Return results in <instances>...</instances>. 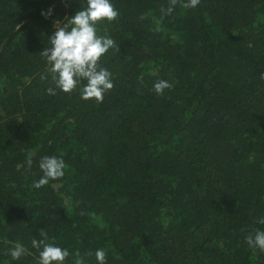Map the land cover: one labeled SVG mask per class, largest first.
Wrapping results in <instances>:
<instances>
[{"label": "trees", "instance_id": "1", "mask_svg": "<svg viewBox=\"0 0 264 264\" xmlns=\"http://www.w3.org/2000/svg\"><path fill=\"white\" fill-rule=\"evenodd\" d=\"M79 3L0 0V264H35L33 238L67 264H96L97 248L106 264H264L244 241L264 230V0L167 15L169 0H113L99 103L41 80L47 35ZM42 156L64 176L34 189ZM12 242L32 255L11 261Z\"/></svg>", "mask_w": 264, "mask_h": 264}, {"label": "clouds", "instance_id": "2", "mask_svg": "<svg viewBox=\"0 0 264 264\" xmlns=\"http://www.w3.org/2000/svg\"><path fill=\"white\" fill-rule=\"evenodd\" d=\"M177 0H169L167 9H161L165 15L171 14ZM200 0H184L183 7L195 9ZM79 10H75L64 23L53 28L47 35L48 47H45L40 55L45 62V72L41 74V80L51 78L54 88L47 92L56 94V89L64 93L79 91V98L83 101L95 100L102 102L106 92L112 89V74L101 66V58L109 49L116 47L115 40L107 30L101 34L100 26L104 23L111 24L120 15L113 0H82ZM54 9L49 7L42 10L44 18L52 16ZM57 20L56 22H59ZM264 78V77H262ZM168 81L160 79L153 84V90L157 95H162L164 89L170 88ZM32 159L26 158L29 168ZM38 167L42 175L32 182L34 189H40L49 181L61 179L64 176L65 162L57 156H42ZM264 224V218L258 221ZM244 241L251 250L264 252V230L254 229L244 237ZM31 248L35 249V264H67L73 253L67 247H62L49 242L47 238L31 240ZM11 261H17L24 255H32L29 249L20 242H12L7 250ZM94 258L96 264H106V252L103 248L95 249ZM75 264H82L76 260Z\"/></svg>", "mask_w": 264, "mask_h": 264}]
</instances>
